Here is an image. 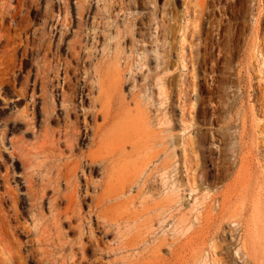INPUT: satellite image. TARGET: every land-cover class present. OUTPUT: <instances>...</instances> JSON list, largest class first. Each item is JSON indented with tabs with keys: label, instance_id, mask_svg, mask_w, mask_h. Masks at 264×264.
I'll return each mask as SVG.
<instances>
[{
	"label": "bare ground",
	"instance_id": "6f19581e",
	"mask_svg": "<svg viewBox=\"0 0 264 264\" xmlns=\"http://www.w3.org/2000/svg\"><path fill=\"white\" fill-rule=\"evenodd\" d=\"M157 28L133 38L127 50L99 39L85 46L88 67L74 87L69 69H62L52 108L49 72L37 71L32 101L45 125L34 131L40 186L33 196L43 199L48 189L51 196L49 215L41 211L35 222V239L46 264H228L234 250L243 264H264V123L255 116L264 86L249 95L257 104L248 105L242 90L218 99L217 78L206 69L208 88L193 98L188 72H177ZM258 61L251 49L241 80L250 83L257 72L264 77ZM13 146L22 150L18 141ZM161 196L170 197L162 209ZM157 212L158 224L171 225L176 236L169 258L148 254L127 237ZM0 264H22L2 231Z\"/></svg>",
	"mask_w": 264,
	"mask_h": 264
},
{
	"label": "rangeland",
	"instance_id": "374dc122",
	"mask_svg": "<svg viewBox=\"0 0 264 264\" xmlns=\"http://www.w3.org/2000/svg\"><path fill=\"white\" fill-rule=\"evenodd\" d=\"M156 28L170 44L177 72L182 68V73L188 72L193 98L208 88L209 81L203 78L207 69L217 78L212 87L215 97L223 99L244 91L246 103L257 104L249 95L254 93L252 89L264 86L263 75L252 74L249 83L240 79V73L245 72L251 49L264 66V0H0V231L17 245L22 264H46L35 239V222L41 211L49 215L47 199L51 196L49 189L43 199L33 196L40 186L31 151L36 142L34 131L45 125L32 101L37 71L49 72L52 85L47 93L52 108L53 84L60 82L62 69H69L74 87L88 67L82 60L85 46L92 47L99 39L127 50L133 38ZM75 46L81 55L73 50ZM183 79L179 72L178 88L184 87ZM260 102L264 104V100ZM261 107L262 111L255 112L260 124L264 123ZM176 113L181 117L180 108ZM15 141L21 144V151L14 148ZM191 197L190 206L196 203ZM157 199L161 209L170 203L169 196ZM162 217L157 212L141 219L127 237L139 242V247H147L148 254L169 258L176 236L171 225L158 224ZM92 223L95 234L103 238L96 221ZM63 225L70 238H78L76 230ZM233 253L228 264H243L235 250Z\"/></svg>",
	"mask_w": 264,
	"mask_h": 264
}]
</instances>
